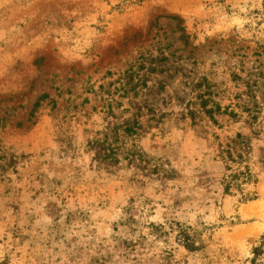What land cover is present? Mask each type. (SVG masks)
<instances>
[{"label": "rangeland", "instance_id": "rangeland-1", "mask_svg": "<svg viewBox=\"0 0 264 264\" xmlns=\"http://www.w3.org/2000/svg\"><path fill=\"white\" fill-rule=\"evenodd\" d=\"M0 264H264V0H0Z\"/></svg>", "mask_w": 264, "mask_h": 264}, {"label": "trees", "instance_id": "trees-1", "mask_svg": "<svg viewBox=\"0 0 264 264\" xmlns=\"http://www.w3.org/2000/svg\"><path fill=\"white\" fill-rule=\"evenodd\" d=\"M249 179V175H248V177L246 178V180H248Z\"/></svg>", "mask_w": 264, "mask_h": 264}]
</instances>
